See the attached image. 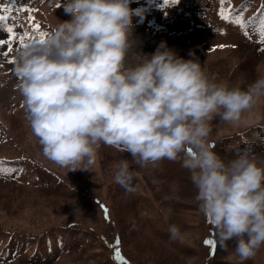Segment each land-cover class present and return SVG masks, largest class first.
I'll return each mask as SVG.
<instances>
[{"label":"rangeland","instance_id":"obj_1","mask_svg":"<svg viewBox=\"0 0 264 264\" xmlns=\"http://www.w3.org/2000/svg\"><path fill=\"white\" fill-rule=\"evenodd\" d=\"M64 3L0 0L6 16L0 39L9 41L0 45V264H239L235 240L226 249L220 245L180 161L141 167L127 152L101 144L92 170L68 172L43 155L17 87L14 67L22 46L5 29L12 27L24 43L41 40L34 25L48 35L71 19ZM130 8L127 65L146 59L163 41L178 56L198 59L217 84L246 90L264 77V0H130ZM221 9L238 14L242 25L222 19ZM210 128L208 140L223 159L247 144L264 166V96L239 125L216 117ZM121 159L134 174L129 187L114 181ZM169 224L179 226L182 240L170 239ZM244 264H264V245Z\"/></svg>","mask_w":264,"mask_h":264},{"label":"clouds","instance_id":"obj_2","mask_svg":"<svg viewBox=\"0 0 264 264\" xmlns=\"http://www.w3.org/2000/svg\"><path fill=\"white\" fill-rule=\"evenodd\" d=\"M64 11L71 19L43 42L22 46L14 67L25 119L43 155L68 172L92 170L101 144L127 152L141 167L180 161L220 245L235 240L239 264L253 258L264 245V166L247 144L226 161L208 137L216 117L241 123L264 96V77L246 90L217 84L198 59L178 56L163 41L127 65L130 0H65ZM133 179L129 161L121 159L114 181L129 187ZM167 231L170 239H183L176 224Z\"/></svg>","mask_w":264,"mask_h":264},{"label":"snow or ice","instance_id":"obj_3","mask_svg":"<svg viewBox=\"0 0 264 264\" xmlns=\"http://www.w3.org/2000/svg\"><path fill=\"white\" fill-rule=\"evenodd\" d=\"M168 2H169V0H164V4H167ZM177 2H178V0H172V3L173 4H175ZM223 2H224V0H221V3H223ZM6 11H10V9H6ZM220 16H221L222 19H224V20H231L233 23H235L237 25H242V23H243L242 18L238 14L235 15V16H233V14L228 9H221ZM4 19H6V16L5 15H0V21H2ZM34 27L39 31V35L42 37V39L40 41L43 42V40H44L43 37H46L47 36V33H45L42 30H40V26L39 25H34ZM5 31L8 34H11V37L13 39H19V42H20L21 46H27L26 43H24L23 36L16 37V35L14 34V30H13L12 27H7L5 29ZM24 35L26 36V35H29V34L28 33H25ZM261 39L264 40V32H262V34H261ZM8 43H9L8 40H6V39H0V45H6ZM11 51H12V49L9 48L8 49V52H11ZM8 52H5L4 54L7 55ZM107 211L108 210L105 208L106 217H107ZM117 243H119V241H117ZM205 243L206 244H212L213 241H211V240H205ZM116 255L118 256L119 259H121V260L124 259L123 256H121L119 254V250L118 249L116 250Z\"/></svg>","mask_w":264,"mask_h":264},{"label":"trees","instance_id":"obj_4","mask_svg":"<svg viewBox=\"0 0 264 264\" xmlns=\"http://www.w3.org/2000/svg\"><path fill=\"white\" fill-rule=\"evenodd\" d=\"M118 240H119V245H121L120 243H121V241H120V237H118Z\"/></svg>","mask_w":264,"mask_h":264}]
</instances>
